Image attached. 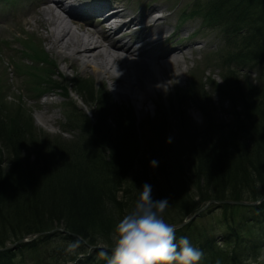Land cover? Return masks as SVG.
Listing matches in <instances>:
<instances>
[{
	"label": "trees",
	"instance_id": "obj_1",
	"mask_svg": "<svg viewBox=\"0 0 264 264\" xmlns=\"http://www.w3.org/2000/svg\"><path fill=\"white\" fill-rule=\"evenodd\" d=\"M189 16L202 17L197 31L220 33L222 66L256 76L255 83L243 82L226 98L233 103L231 118L207 119L188 141L184 137L186 146L163 137L156 151L143 152L127 138L133 128L128 132L125 127L126 137L112 139L114 133L99 134L96 119L91 122L76 107V140L37 137L34 146L19 125H1L0 115V248L58 228L0 250V264H21L18 258H29L31 264H104L86 245L111 244L112 229L145 183L152 186L153 199H168L164 218L170 224L208 200L248 201L264 193V0H190L177 19ZM237 79L227 75L223 88ZM109 124L122 130L119 123ZM110 145L112 151L103 150ZM153 160L158 164L150 167ZM214 205L219 232L211 228L217 225L205 228L194 217L176 229L177 237H187L203 251L200 264H264V199L254 206ZM76 238L82 239L81 248L67 253V244Z\"/></svg>",
	"mask_w": 264,
	"mask_h": 264
},
{
	"label": "rangeland",
	"instance_id": "obj_2",
	"mask_svg": "<svg viewBox=\"0 0 264 264\" xmlns=\"http://www.w3.org/2000/svg\"><path fill=\"white\" fill-rule=\"evenodd\" d=\"M25 1L24 6L29 0ZM30 1L35 2V9L31 7L23 15L16 12L9 19L10 16L6 18V14H0V115L1 125L15 124L25 129L27 134L24 136L33 146L37 137L47 140L58 136L66 141L76 140L78 136L74 127L79 125V118L73 114L76 112L74 107L81 109L91 122L96 119L98 127H102L99 134L107 131L110 135L114 133L112 139L126 137V133L133 128L134 134H129L127 138L132 141L131 145L143 152L156 151L164 138L171 145L186 146L188 142L183 141H188V135L203 127L207 119L227 122L231 118L233 103L225 101L226 98L230 93L239 92L243 82L255 83L254 74L222 66L220 33L214 28L197 31L201 27L202 17L189 16L182 22L178 21V12L190 0H115L124 7L126 14L133 17L131 22L134 24H140L138 21L143 14L147 15L143 23L149 28L148 33L159 37V44L150 43L144 48L145 54L152 55L157 61L152 63L156 66L148 62L143 65V73H149L148 91L143 96H134L119 82L95 73L91 67H82L79 61L69 57L73 56L71 47L64 50L60 46H53L47 35L58 27L44 21L47 10H40L42 5L39 1ZM12 6L9 5L7 9ZM136 9H140L139 13ZM53 12L65 19L66 26L73 34L83 37L88 32L85 27L90 26L83 27V21ZM157 15L160 17L155 19ZM129 32L132 30H127ZM143 34L139 35V39ZM107 50L114 56L111 48L107 47ZM169 54V60H165L164 57ZM89 57L92 61L93 54ZM132 57L136 60H132L131 64L143 61L142 55ZM84 58L86 56H80L81 60ZM120 61L116 62L118 66L122 65ZM71 62L72 66L69 67ZM115 67H112L113 75L114 70L120 71ZM125 67L129 69L127 74L133 77L135 67ZM150 73L155 74L153 76L157 82L152 79L148 82ZM233 74H236L238 82L231 81L228 89L223 88L225 77ZM116 76L122 78L121 75ZM100 104H103L102 109ZM109 122L113 125L119 123L118 127L122 130L114 129ZM124 129L129 130L125 133ZM92 137L98 138L96 134ZM6 143L13 147L11 142ZM103 150L110 152L113 149L110 145V148ZM214 204L209 203L207 206H211L210 209L202 217L196 215L195 218L205 228L217 225L211 228L219 232L218 208ZM43 253L44 249L39 248L38 254ZM17 262L31 264L29 258L23 261L18 258Z\"/></svg>",
	"mask_w": 264,
	"mask_h": 264
},
{
	"label": "clouds",
	"instance_id": "obj_3",
	"mask_svg": "<svg viewBox=\"0 0 264 264\" xmlns=\"http://www.w3.org/2000/svg\"><path fill=\"white\" fill-rule=\"evenodd\" d=\"M153 160L150 167L157 166ZM132 208L115 224L110 234L111 244L90 249L104 264H200L201 249L187 237H177L176 227L165 218L169 201L153 199L152 186L145 183ZM82 239L69 242L65 251L77 254Z\"/></svg>",
	"mask_w": 264,
	"mask_h": 264
},
{
	"label": "bare ground",
	"instance_id": "obj_4",
	"mask_svg": "<svg viewBox=\"0 0 264 264\" xmlns=\"http://www.w3.org/2000/svg\"><path fill=\"white\" fill-rule=\"evenodd\" d=\"M46 10L47 11L45 12V14L47 16L44 21L48 22L49 25L55 24V28L58 27L57 29L50 30L47 35V39L51 42L53 46H60V48L64 50H67L71 47L70 52L73 54V56H69L71 59L73 58L76 61H79L81 63V66L84 68L91 67L92 71H94L95 73L104 74L105 77H107L110 80H113V82L115 81L119 82L122 88L124 87L125 90L130 91V93L133 95L136 94L137 96L138 95L143 96L148 91L147 86L149 83H147V79H148L149 73L148 74L143 73L145 72V66L143 65L144 63L146 64L148 62V64L152 66H156L155 64H152L153 62L157 61L156 59H152V57L147 56V55H142L146 58L147 61L146 60L144 61V59H141L143 61H140V62L137 61L138 64H135V63L131 64L133 62H129L130 60L126 62L127 60L122 57L111 56L110 52H108L107 50V47H110L109 44L107 45L103 44V41H108L112 37V33L109 32V30H106L104 33L99 34V35L96 34L97 32H89V31L87 32L86 31L87 33H85L83 37H80L77 34H73L72 32L69 31V28L66 26L67 23L64 21L65 19L63 18L64 20H62L60 16L55 14L53 12L54 10L50 6L47 7ZM146 18H147V15L143 14V16L141 17V20L138 21V22H141L140 24L142 25V30L144 31L147 29L146 25H144L143 23L145 22V20H147ZM42 25H44V23H42ZM124 31H126V29ZM122 34H124V32H122L121 30L120 35ZM157 39L158 37L156 36V34H154L153 36H150V39L148 40H150L151 43L153 44L155 43V45H157L160 43V41H158ZM94 50H96V52H94ZM88 53L93 54L92 61L89 57L91 54H89L88 56L87 55ZM81 55L84 57L86 56V58H84L85 60L80 59ZM137 56L138 55L134 57H137ZM118 60H121L119 63L122 62V65H119L120 67L117 64ZM113 65L114 67L116 66L114 69H116L117 66L119 67L117 69H119L120 71L117 72L118 70L117 71L114 70V72L116 75H121L122 78L120 76L119 77L116 76L115 74L113 75V68H112ZM126 65H130L132 69L133 67H135L134 72L132 70V74L134 75L133 77L129 75L130 74L129 72H128L129 74H127V70L129 69L127 68L126 70V67H125ZM71 66H72V62L69 63V67ZM135 74H136V77H135ZM153 75L155 74L153 73L151 74V78L149 77L150 80L148 82H151V79L152 81L157 80Z\"/></svg>",
	"mask_w": 264,
	"mask_h": 264
},
{
	"label": "water",
	"instance_id": "obj_5",
	"mask_svg": "<svg viewBox=\"0 0 264 264\" xmlns=\"http://www.w3.org/2000/svg\"><path fill=\"white\" fill-rule=\"evenodd\" d=\"M263 199H264V193H262L257 199L248 200V201H246V200H208L200 208L195 210L192 214H190L186 218L182 219L180 222H178L176 224H172V225H174L176 227V229L180 228L184 224L188 223L191 219H193L202 209H204L211 202L215 203V204L227 203V204H235V205L254 206V205L259 204ZM55 229L58 230V228H53V229H50L48 231H40V232L27 234L21 238L14 240L13 242H11L9 244H6L4 247L0 248V250L12 248L13 246H15L17 244L27 242V240L29 241L33 238L38 237L39 235H43L45 233H50ZM86 246L88 247V249H97V248L102 247L101 245H86Z\"/></svg>",
	"mask_w": 264,
	"mask_h": 264
}]
</instances>
